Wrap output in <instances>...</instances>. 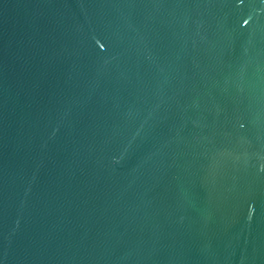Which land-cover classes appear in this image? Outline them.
<instances>
[{
  "label": "water",
  "instance_id": "obj_1",
  "mask_svg": "<svg viewBox=\"0 0 264 264\" xmlns=\"http://www.w3.org/2000/svg\"><path fill=\"white\" fill-rule=\"evenodd\" d=\"M0 264H264V0H0Z\"/></svg>",
  "mask_w": 264,
  "mask_h": 264
}]
</instances>
